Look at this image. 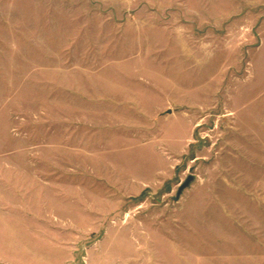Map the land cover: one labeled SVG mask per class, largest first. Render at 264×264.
Returning <instances> with one entry per match:
<instances>
[{
    "label": "rangeland",
    "instance_id": "rangeland-1",
    "mask_svg": "<svg viewBox=\"0 0 264 264\" xmlns=\"http://www.w3.org/2000/svg\"><path fill=\"white\" fill-rule=\"evenodd\" d=\"M0 264H264V0H0Z\"/></svg>",
    "mask_w": 264,
    "mask_h": 264
},
{
    "label": "water",
    "instance_id": "water-1",
    "mask_svg": "<svg viewBox=\"0 0 264 264\" xmlns=\"http://www.w3.org/2000/svg\"><path fill=\"white\" fill-rule=\"evenodd\" d=\"M193 176H190L179 188V194L186 188L188 187V185L190 184V182L192 181Z\"/></svg>",
    "mask_w": 264,
    "mask_h": 264
}]
</instances>
